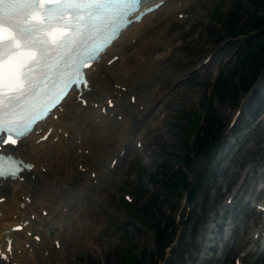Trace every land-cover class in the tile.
Returning <instances> with one entry per match:
<instances>
[{
  "label": "rangeland",
  "instance_id": "rangeland-1",
  "mask_svg": "<svg viewBox=\"0 0 264 264\" xmlns=\"http://www.w3.org/2000/svg\"><path fill=\"white\" fill-rule=\"evenodd\" d=\"M233 3L234 0H201L199 5L191 3L188 11L192 17L183 20L180 16L178 20L181 22H175L171 26L167 35L169 39H172L171 47L164 45L159 50L149 52L153 59L159 57L162 60L153 66L155 69L152 68L149 74L146 73L147 69H144L145 64L142 66L140 70L144 69L143 76H145L146 83H138L135 90L137 91L139 87L142 89L146 87L145 92H147L159 86L163 94L148 108L149 111L144 114L139 125L136 119L130 120L131 123L128 122L131 127L138 125L134 130L137 138L132 140L129 146L126 145L125 158L123 156L111 171L107 168L111 158L109 152L100 153L102 151L100 147L107 148L109 144L96 142L91 146L93 150L84 151L85 163L89 165L87 174L91 173L90 166L94 160L93 157L99 154L98 161L102 163V170L108 171L107 174L110 176L97 175V166L93 169L92 182L89 180L92 197L89 199L81 197L82 202H88L90 205L87 221H92L90 225H87L89 228L86 226V230L84 229L77 236L79 239L75 236L74 240L72 236L73 239L64 240L65 256L63 254L60 257L55 254L58 263L122 264V255L134 247L136 249L132 254L139 258L144 253L142 257L144 260L155 245L152 227L156 221L153 213L160 212L168 216L171 210H178L174 223L177 226L178 235L181 234L183 239L173 244L174 254L171 253V247L165 249L167 264H203L200 261L202 254L207 258L204 264H234L235 257L240 259L241 264L264 262V251L260 246L257 251L253 250L248 253V249L250 250L248 246L253 241L251 234L261 225L260 216L262 214H257L251 203L246 204L248 201L264 204V191H259L264 183L263 79L247 95L240 97L242 99L239 100L238 107H233L228 102L213 103V110L220 120V133H224V137L223 134L220 135V138L213 143L211 154L203 153L199 157L194 155L193 158L190 155L193 162H190V167L187 166L188 170H185L186 165L181 164L183 159L188 157L183 153L186 132L189 128L188 116L195 111L200 116L201 110L205 111L206 103L210 104L213 81L232 67V64L227 65L233 60V54L240 45L239 41H229L219 24L222 16L231 9ZM219 9L224 13L223 15H218ZM198 16L200 18L196 19ZM217 38L222 40L219 42ZM224 39L227 40L223 41ZM116 69L117 67L113 68L108 76L111 81L116 78L114 77ZM191 72H194L193 75L188 77L187 75ZM185 77L186 79L183 80ZM248 100H251L253 105H250L249 110L242 109L244 102ZM238 110L241 111L239 120L237 119L236 125L230 128L234 114ZM117 120L121 121V116H118ZM143 124H148V128L143 130ZM117 129H119L118 132L121 131V128H115ZM90 136L93 139V136ZM138 140L140 143L136 146ZM228 140H236L234 141L236 144H227ZM216 145H219L217 152H215ZM239 145L241 147L237 151ZM20 148L22 149V146ZM80 152L82 151L79 150L78 153ZM51 159L54 162V158ZM53 164L55 166V163ZM83 165L84 163L73 165L74 176L70 180V187L73 190H76L77 185L85 179L83 173L86 169L82 167ZM166 165L185 170L187 182L202 183L197 201L192 207L189 208L185 203V191L175 196H168L164 188L155 183L158 180L156 175L160 174L162 166ZM58 170L62 172V168ZM94 175L97 176V181L94 180ZM20 181L23 182V177ZM33 181L39 184L37 180ZM100 182L105 183V185L102 184L103 188ZM96 185H99L98 190H96ZM100 187L102 191L99 193ZM141 195L152 196L146 208L142 204L144 200L140 199ZM157 195L160 197L155 198ZM227 197L232 198L229 200L232 203L225 205ZM143 208L152 211L153 217L140 214L138 210L144 211ZM206 211H209V215L205 216ZM213 214L216 224L223 220L222 215L225 214L227 217L225 221H228L227 224L231 223L233 230L230 233L225 231L223 235H206L209 239L204 240L202 237H205L204 232L209 227L207 225L212 224ZM229 234L232 238L224 247L223 244ZM83 238H86L84 243ZM21 242L17 247L18 255L22 254V247L27 249L28 246L24 241L22 244ZM214 245L215 251L207 248ZM220 246L222 249L219 248ZM37 251L34 253L38 261L35 259L34 263L29 262V256L25 255L13 264H54L55 255L48 257V252L43 254ZM182 256L185 258L183 263Z\"/></svg>",
  "mask_w": 264,
  "mask_h": 264
},
{
  "label": "bare ground",
  "instance_id": "bare-ground-1",
  "mask_svg": "<svg viewBox=\"0 0 264 264\" xmlns=\"http://www.w3.org/2000/svg\"><path fill=\"white\" fill-rule=\"evenodd\" d=\"M155 1L157 0H142V5L146 6ZM162 1H164V5L157 12L149 14L141 23L133 24L122 32L120 38L101 56L100 61L90 68L87 73L89 79L88 90L82 91L81 96L86 100V106L83 107L82 103L78 101V92H71L60 108L54 111L44 123L37 125L33 134L23 139L16 150L9 149L10 152L12 151L21 159L32 164L33 169L22 176L24 177L23 182H20V180L0 181V200L3 199V202H0V244L3 253L6 249L5 238L7 236L13 238L11 252L7 253L9 261L0 260V264L8 262L12 264L16 260L24 258L25 255L29 256V262L34 263L36 259L34 251L36 250L41 251L43 254L48 252V257L55 254L61 257L64 254V240L71 239L72 236L75 240V236L78 238L80 232L84 231L87 225H90L89 223L92 220L87 221V212L90 205L88 202H82V198L89 199L92 197V190L89 188L90 178L87 173H83L84 181L77 185L76 190H73L70 187V180L74 176L73 165L84 163L82 167L87 169L89 165L85 163L84 151L93 150L91 146L96 142L109 144L107 148L100 147L101 154L109 152L111 156L108 166L112 160L121 159L123 146L125 144L129 146V143L137 138L134 135V130L144 118V114L149 111L148 108L163 94V90L159 86L151 88L147 92H145L146 87L143 89L139 87L137 91L135 90L138 83H146L145 76H143L144 69L146 68V73L149 74L152 72V68L155 69L153 66L162 60L159 57L153 59L149 52L159 50L164 45L171 47L172 39H169L167 35L172 24L181 22L178 20L180 16H183V20L190 19L192 15L188 10L191 3L199 5L201 0ZM198 15L200 14L198 13ZM199 18L200 16L196 19ZM113 58H117V60L108 65ZM131 61L132 63H130ZM144 64V69L140 70ZM115 67H117L116 73H114L116 78L111 81L108 76ZM256 94L258 93L256 92ZM132 96H135L134 103L130 100ZM109 101L113 102L112 108L107 106ZM95 104H97V109L94 108ZM250 105H253V103L248 100L244 102L242 109L249 110ZM103 109H105L104 113L102 112ZM239 113L241 114L240 110ZM54 116L56 119H54ZM118 116H121V121L117 120ZM132 119L138 120V125L135 127L130 125ZM129 121L130 123H128ZM147 125H142L143 130L148 128ZM115 128H121V131L118 132L119 129L115 130ZM40 130H42V133L37 135L36 133ZM49 130H51V133L47 140L39 142ZM90 135L93 136V139ZM31 137L32 139L28 141ZM235 144L234 142L233 145ZM241 145H239L237 151ZM79 150L82 152L78 153ZM51 158H54V162ZM93 159L92 164L90 163L91 172L97 166V175H109L107 170V172L102 170V163L98 161L99 154L95 155ZM53 163H55V166ZM59 168H62V172H59ZM43 169L44 172H42ZM33 180H37L39 184ZM100 183L101 187L102 184L105 185L103 182ZM95 187L96 190L99 189V185ZM101 187L99 193L102 191L103 187ZM26 200H29L30 203L28 204ZM101 201L99 202L101 203ZM262 206L264 207V204ZM97 208L99 209V207ZM44 211L47 212L46 216H43ZM260 217L262 218L261 225L252 232V239L255 234L260 233L262 223H264V214ZM19 225L23 226V230L14 232L12 228ZM28 234H31L32 237ZM33 236H39L40 241L36 242ZM202 238L207 240L206 236ZM85 239L83 238V243ZM21 240L25 244H29V249L28 247L27 249L22 247V254L18 255L17 247ZM56 240H60L61 243L58 250L54 248ZM253 245L254 240L249 247L252 248ZM54 257V264H60L56 255ZM201 259H204V257L202 256Z\"/></svg>",
  "mask_w": 264,
  "mask_h": 264
},
{
  "label": "snow or ice",
  "instance_id": "snow-or-ice-1",
  "mask_svg": "<svg viewBox=\"0 0 264 264\" xmlns=\"http://www.w3.org/2000/svg\"><path fill=\"white\" fill-rule=\"evenodd\" d=\"M128 2L0 0V135L8 136L5 145H15L17 139L22 140L31 131V120L25 122L31 111L30 100L38 99L49 82L55 87L60 84L67 87L80 76L78 64L84 66L89 60H95L103 45L74 54L79 43L74 33ZM80 35L83 36V32ZM54 73L58 79H53ZM67 77L72 79H65ZM84 83L87 85V81ZM5 160L15 164L11 156L0 155V176H15V171H5Z\"/></svg>",
  "mask_w": 264,
  "mask_h": 264
},
{
  "label": "trees",
  "instance_id": "trees-1",
  "mask_svg": "<svg viewBox=\"0 0 264 264\" xmlns=\"http://www.w3.org/2000/svg\"><path fill=\"white\" fill-rule=\"evenodd\" d=\"M222 20L220 18L221 29L226 38L246 37L250 33L255 35L246 41H241L233 55V62L228 64L232 67L224 74L221 73L212 85L210 104L207 105L202 123L196 112L188 116L189 128L186 132L185 150L183 153H194L201 156L203 153L211 154L213 143L219 139L221 133L220 120L213 110V102L219 104L228 102L233 107H237L240 97L249 92L254 84L264 76V0H234L230 10L226 11ZM218 10V15H223ZM225 38V37H224ZM220 39V38H219ZM190 155V154H189ZM186 166L190 164V158L184 159ZM161 173L156 175L158 185L168 193V196H175L182 191L187 192L190 185L182 169H175L173 166H162ZM161 176V177H160ZM141 200L146 195L140 196ZM150 196L144 202L145 208L148 206ZM157 195L155 198H159ZM145 209L143 215L152 216V211ZM156 224L152 227L155 234V248L148 255V259L143 255L139 258L132 253L133 249H128L121 257L122 264H158L164 259V249L169 246L173 234L170 232L174 227L173 216L164 219V214L158 212ZM153 217V216H152ZM156 218V217H155ZM164 223V226L162 224ZM155 258V259H154ZM148 260V261H147ZM260 264H264L261 262Z\"/></svg>",
  "mask_w": 264,
  "mask_h": 264
},
{
  "label": "water",
  "instance_id": "water-1",
  "mask_svg": "<svg viewBox=\"0 0 264 264\" xmlns=\"http://www.w3.org/2000/svg\"><path fill=\"white\" fill-rule=\"evenodd\" d=\"M201 187H202V183L200 182L191 184L186 197V201L189 203V205H192L196 201L199 188Z\"/></svg>",
  "mask_w": 264,
  "mask_h": 264
}]
</instances>
